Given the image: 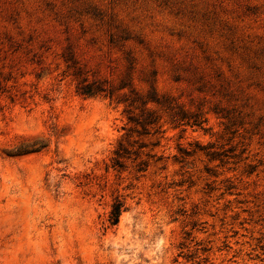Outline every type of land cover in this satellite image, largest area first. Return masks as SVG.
I'll return each instance as SVG.
<instances>
[{
    "label": "rangeland",
    "instance_id": "1",
    "mask_svg": "<svg viewBox=\"0 0 264 264\" xmlns=\"http://www.w3.org/2000/svg\"><path fill=\"white\" fill-rule=\"evenodd\" d=\"M83 77L194 117L114 168L125 106ZM0 264H264V0H0Z\"/></svg>",
    "mask_w": 264,
    "mask_h": 264
},
{
    "label": "trees",
    "instance_id": "2",
    "mask_svg": "<svg viewBox=\"0 0 264 264\" xmlns=\"http://www.w3.org/2000/svg\"><path fill=\"white\" fill-rule=\"evenodd\" d=\"M77 91L85 96L103 94L112 102L124 104L127 124L123 126L125 132L118 142L112 166L122 169L129 161L136 163L138 171H146L153 161H159L163 156H157L155 148L160 145L159 134L165 132L163 113L170 116L171 122L176 126L188 125L194 117L184 109L175 98L160 94L156 82H151V88L145 93L131 82L124 81L120 86H115L107 80L87 77L80 78ZM200 114L192 124H202ZM29 150H19L15 155H22ZM126 209L124 201L116 198L109 215L110 225L118 224L122 212Z\"/></svg>",
    "mask_w": 264,
    "mask_h": 264
}]
</instances>
